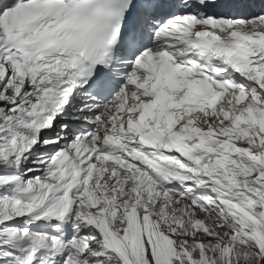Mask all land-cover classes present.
Wrapping results in <instances>:
<instances>
[{"label":"snow or ice","instance_id":"6c2138e0","mask_svg":"<svg viewBox=\"0 0 264 264\" xmlns=\"http://www.w3.org/2000/svg\"><path fill=\"white\" fill-rule=\"evenodd\" d=\"M0 264H264V0H0Z\"/></svg>","mask_w":264,"mask_h":264}]
</instances>
